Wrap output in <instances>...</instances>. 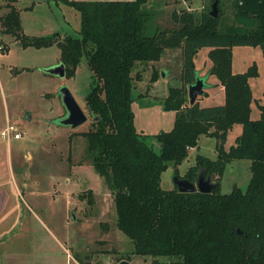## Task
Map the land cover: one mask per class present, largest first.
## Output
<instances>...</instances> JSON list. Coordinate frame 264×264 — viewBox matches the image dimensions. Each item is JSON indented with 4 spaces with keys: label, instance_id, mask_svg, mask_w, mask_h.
I'll return each mask as SVG.
<instances>
[{
    "label": "trees",
    "instance_id": "16d2710c",
    "mask_svg": "<svg viewBox=\"0 0 264 264\" xmlns=\"http://www.w3.org/2000/svg\"><path fill=\"white\" fill-rule=\"evenodd\" d=\"M55 1L80 13L79 36H29L13 3H6L2 31L24 47L57 43L66 77L76 74L86 55L93 83L85 101L93 119L82 135L93 166L114 194L116 227L131 240L132 252L152 256L157 264H264V104L259 105L260 118L253 119L250 85L259 72L256 63L242 73L232 67L234 46H259L264 54V0H236L228 23L221 0L217 17L209 9L200 18L189 10L174 11L178 27L152 35L147 33L150 12L143 9L149 0ZM203 47L210 48V74L224 87L220 105L189 101L188 87L197 72L194 59ZM167 48L182 49L183 84L171 86L165 98V110L176 116L171 130L154 135L157 151L135 125V80L142 78V70L133 72L137 63L159 61ZM157 78L154 68L152 80ZM235 124L242 125V132L227 148ZM202 135L216 137L218 156L198 155L183 178L195 182L204 169L216 187L211 193L164 189L162 173L173 163L179 176L177 167ZM233 159L251 160L252 177L245 191L235 186L222 193L221 179Z\"/></svg>",
    "mask_w": 264,
    "mask_h": 264
},
{
    "label": "rangeland",
    "instance_id": "374dc122",
    "mask_svg": "<svg viewBox=\"0 0 264 264\" xmlns=\"http://www.w3.org/2000/svg\"><path fill=\"white\" fill-rule=\"evenodd\" d=\"M127 1V0H125ZM212 0H149L143 9L150 12L147 33L178 27L174 11H192L199 18L204 10H212ZM236 0H221L224 21L234 18ZM13 3L21 15L23 32L29 36H79L80 13L55 0H0V129L16 124L21 139H0V189L9 196L0 199V264H157L154 257L133 253L131 240L116 227L114 194L108 182L93 166L87 150V131L93 115L87 109L86 96L91 90L93 72L86 55L82 56L73 77L51 76L44 69L61 61L57 43L49 46L24 47L15 37L3 33L2 17ZM210 48H201L194 61L196 70L210 83L219 81L210 74L213 65ZM157 67H169L171 73L152 80V64L137 63L133 103L138 131L157 151L160 144L155 134L174 126L170 111L164 109L171 86L182 85L183 52L167 48ZM256 63L258 76L250 79L254 94L251 117L260 118L259 105L264 104V54L259 46L233 47L232 67L242 73ZM68 87L88 114L83 125L73 128L61 123L65 107L60 88ZM200 95L202 106L225 102L219 86ZM170 128V129H169ZM169 129V130H168ZM242 125L235 124L228 133L226 147L236 143ZM217 139L202 135L199 144L189 151L178 168L183 178L195 164L198 155L216 159ZM251 160L233 159L221 179L222 193L235 186L247 189L251 177ZM176 167L170 163L162 173V187L174 189ZM214 180V179H212ZM106 224L107 227H104ZM160 261H168L159 257ZM169 263V262H168Z\"/></svg>",
    "mask_w": 264,
    "mask_h": 264
},
{
    "label": "water",
    "instance_id": "95a60500",
    "mask_svg": "<svg viewBox=\"0 0 264 264\" xmlns=\"http://www.w3.org/2000/svg\"><path fill=\"white\" fill-rule=\"evenodd\" d=\"M210 15L213 17H217L219 15V7L217 0L213 3L212 10L210 11ZM44 71L45 73L53 76H59L63 78L66 77V66L63 62L52 65L51 67H47L44 69ZM207 80H208L207 76H200L199 72L198 71L196 72L195 81L191 83L188 87L190 104H194L200 95L205 94V89L210 86ZM59 91H60V97L62 103L66 111L65 113L66 115L61 120V123L65 125H70L73 128H77L83 125L84 123H86L89 119V116L85 112V110L81 107V105L78 103L72 91L66 86L60 88ZM87 109L88 111H90L88 106ZM175 183L180 192H186V193H191L196 191H200L202 193H211L213 189L216 187V183L213 182L211 176H206L204 169L200 171L199 176L197 177L195 182H192L186 178H181L179 176H176ZM238 232L241 233V230L238 229ZM120 264H129V263L124 260L121 261Z\"/></svg>",
    "mask_w": 264,
    "mask_h": 264
},
{
    "label": "crops",
    "instance_id": "0c3cea01",
    "mask_svg": "<svg viewBox=\"0 0 264 264\" xmlns=\"http://www.w3.org/2000/svg\"><path fill=\"white\" fill-rule=\"evenodd\" d=\"M61 62V61H60ZM60 62H57L56 64H58V63H60ZM55 65V64H54ZM152 68L154 69H157L158 71H159V74H160V76H161V72L163 71L164 72V74H165V77L168 75V74H170L171 73V70L169 69V67H157V65H156V63L154 62V64H153V66H152ZM199 75L200 76H203L201 73H199ZM51 76H53V75H51ZM160 76H159V78H160ZM210 78V77H209ZM208 78V79H209ZM207 82L210 84V86L208 87V88H206L205 89V95H209L210 93H209V89H211V88H213V87H216V86H219V88L220 89H222V90H224V87L219 83V81H216L215 83H210L208 80H207ZM204 95V94H203ZM202 96V95H201ZM198 100V99H197ZM164 106V105H163ZM202 106V105H201ZM165 109V108H164ZM171 112V114H172V118H173V125H174V121H175V116H176V113L174 112V111H170ZM173 127V126H172ZM170 129V128H169ZM168 129V130H169ZM162 131H165V130H162ZM7 141V140H6ZM9 142V141H8ZM5 198L6 197V205L8 206H10V205H12L13 203H11V201L9 200V196L7 195V193H6V195H4L3 194V190L2 189H0V199H2V198Z\"/></svg>",
    "mask_w": 264,
    "mask_h": 264
},
{
    "label": "built area",
    "instance_id": "2783aa9c",
    "mask_svg": "<svg viewBox=\"0 0 264 264\" xmlns=\"http://www.w3.org/2000/svg\"><path fill=\"white\" fill-rule=\"evenodd\" d=\"M23 134L20 132L19 127L13 123H7L3 129H0V139L11 141L14 139H21Z\"/></svg>",
    "mask_w": 264,
    "mask_h": 264
}]
</instances>
